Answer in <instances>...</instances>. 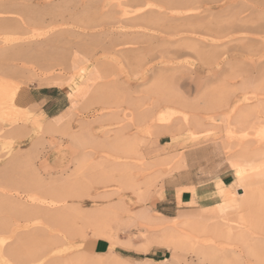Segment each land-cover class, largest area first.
Listing matches in <instances>:
<instances>
[{"label":"rangeland","instance_id":"rangeland-1","mask_svg":"<svg viewBox=\"0 0 264 264\" xmlns=\"http://www.w3.org/2000/svg\"><path fill=\"white\" fill-rule=\"evenodd\" d=\"M180 1L183 0H0L2 12L23 9L26 13L21 16L22 20L29 23H18L17 26L15 20H3L4 24H0L5 29L0 28L4 32L0 31V39H13L11 43L0 42L3 49L0 52H6L0 57V225H3V228L0 226V264H125L113 254L92 255L89 244L98 238L110 242V251L116 246L142 253L156 247L163 249L164 255L160 261L143 260L136 264H161L166 259L167 263L164 264H176L177 257L174 255L181 257L185 254L188 255L185 258L188 264H196L189 252H197L200 248L208 256L204 264H264V165L257 168L241 166L243 160L237 154L239 149L240 154L244 153L245 149L241 148L248 143L250 151L264 145V112L257 113V123L248 121L249 125L240 128L243 129L241 132L231 120L242 107L255 109L259 103L264 106V0H186L187 4L185 0V3ZM172 2L175 7L171 5ZM33 4L36 6H31ZM181 5L184 7L179 9ZM186 7L189 12L185 10ZM205 8L212 9L215 18L220 14L218 20L209 17L211 13ZM155 11L161 18L154 14ZM200 11L204 13L203 16ZM193 12H200L202 17L199 16V20L191 17L186 20L183 16L184 20L180 18V22L179 18L169 16ZM29 14L34 16L30 17ZM149 14L154 15L151 17ZM53 15L55 19L52 21ZM204 15L209 21L202 22ZM154 16L158 19H152ZM24 18L29 19L26 21ZM30 18L39 19V22L35 21L36 26ZM111 18L113 21L109 22ZM150 19L155 22H150ZM159 19L166 25L158 24L161 23V20L156 21ZM168 20H172L171 23L176 20L177 23L173 24L178 27L174 28ZM47 21L49 25H46ZM128 21L136 27L133 28ZM147 21L155 24L146 25L149 24ZM107 22L113 23L111 27L107 26ZM187 23L191 28L198 25L199 31L187 28ZM168 25L172 26V31L173 28L179 29L172 33ZM163 27L164 31H161ZM33 28L45 32L29 45L27 38L31 35L28 29ZM165 29L175 35L167 32L168 39L164 34ZM212 29L216 34L209 32ZM132 33L139 35V38ZM140 34L147 35V40L151 36L158 40L150 39L151 43L144 36V39L141 38ZM45 40L48 42L45 43ZM191 41L195 43L194 46ZM161 43L166 44L158 47ZM156 46L161 49L155 50ZM198 46L203 48L202 52ZM162 47L165 48L162 50ZM189 47L190 51H194L188 52ZM149 48L150 51L147 50ZM175 48L181 50L178 55L174 54L176 58L171 54L178 53ZM151 49L157 51L156 55L163 51L168 54L161 58L156 56L150 65L159 59L155 65L160 64L157 67L162 69L163 75L170 78L176 75L172 77L176 93L168 95L169 102H164L166 104L154 96L143 99V93L152 85L153 78L147 73L142 82L139 68L150 55H155ZM31 50L33 55L30 54ZM26 52H30L33 60ZM209 53H212L211 56ZM84 54L88 57L86 60ZM165 57L171 61H166ZM212 57L215 62L211 61ZM208 58H211V63ZM7 60L13 61V65ZM21 62L26 65L25 69L18 68ZM124 82L133 86L126 90L128 87L123 85ZM44 87H55L62 91L65 109L52 117L44 114L40 106H19L18 97L22 91ZM129 90L133 93L131 98H128ZM127 100L134 101L132 103L137 107L135 111L138 110L137 113L142 116L146 109L149 110L147 114L144 113L143 119L140 118L142 121L146 116L145 123L134 122L133 117L128 120L124 118L126 113H133ZM12 104L17 110L12 108ZM189 118L195 119V122L192 120L190 123ZM195 123L203 124L194 128ZM125 124H130V130ZM83 128L89 132L90 136L87 137H91L86 147H72L74 145L68 141L69 136ZM118 129L121 134L117 132V135L115 132ZM250 129L252 132L256 130L252 134ZM248 132L251 134L246 135ZM224 143L227 147L222 148ZM231 143L234 144L233 150L230 149V145L233 147ZM215 146L219 147L216 149ZM29 155L34 156L33 163L32 160L28 162ZM180 157L184 158L179 160ZM220 174L229 182L233 180L236 183L238 178L245 177L244 194L238 190L237 184H233L221 199L203 204L195 200L194 188L190 187L188 190L193 195V204L184 206L182 209L185 211L172 219L150 216L147 208L154 216L161 212L158 201L164 194H167V198L175 194L178 200V190L186 188L180 187L182 180L190 182L191 179L199 185L198 189L206 190L212 187ZM233 197L238 199V205L224 208L222 221L194 220L185 216L186 212L194 217L209 216L210 211ZM205 206L212 207L203 208ZM259 223L263 225L262 229ZM17 225L19 228L11 234Z\"/></svg>","mask_w":264,"mask_h":264},{"label":"bare ground","instance_id":"bare-ground-1","mask_svg":"<svg viewBox=\"0 0 264 264\" xmlns=\"http://www.w3.org/2000/svg\"><path fill=\"white\" fill-rule=\"evenodd\" d=\"M30 1H32V0H30ZM33 1H34V0H33ZM60 1H61V0H60ZM62 1H65V0H62ZM163 1H164V0H163ZM165 1H166V0H165ZM167 1H168V2H171V0H167ZM176 1H177V0H176ZM183 1H184V0H183ZM183 1H180V2H183ZM187 1H188V0H187ZM189 1H190V0H189ZM189 1H188V2H189ZM45 2H46V1H45ZM173 2H174V1H173ZM173 2H172V3H173ZM185 2H186V0H185ZM185 2H183V3H185ZM190 2H191V1H190ZM193 2H195V0H194ZM56 3H58V2H56ZM63 3H64V2H63ZM172 3H171V5L173 6L174 3H173V4H172ZM175 3L177 4V2H175ZM35 4H39V3H38V2H35ZM64 4H65V3H64ZM64 4H63V5H64ZM178 4H179V3H178ZM186 4H187V2H186ZM188 4H189V3H188ZM194 4H195V3H194ZM184 5H185V4H184ZM196 5H197V3H196ZM31 6H34V4L31 5ZM31 6H29V7H31ZM35 6H36V5H35ZM35 6H34V7H35ZM187 6H188V5H187ZM190 6H192V5L190 4ZM193 6H194V5H193ZM193 6H192V7H193ZM14 7H15V6H14ZM27 7H28V6H27ZM173 7H175V6H173ZM183 7H184V6L181 5V7L179 6L178 8H179V9H180V8L182 9ZM22 8H24V7L22 6ZM53 8H55V7H53ZM176 8H177V7H176ZM176 8H175V9H176ZM8 9H9V8H8ZM14 9H15V8H14ZM16 9H17V8H16ZM18 9H21V8H18ZM25 9H26V8H24V10H25ZM172 9H174V8H172ZM186 9H187V7L185 8V10H186ZM3 10H4V9H3ZM11 10H12V8H11ZM33 10H34V9H33ZM42 10H43V9H42ZM42 10H40V11L43 12ZM167 10H168V9H167ZM169 10H170V9H169ZM176 10H178V9H176ZM4 11H5V10H4ZM26 11H27V10H26ZM28 11H29V9H28ZM40 11H39V12H40ZM45 11H46V9H45ZM52 11H55V10H52ZM52 11H51V12H52ZM56 11H57V10H56ZM149 11H150V10H149ZM152 11H153V10H152ZM178 11H180V10H178ZM187 11H188V9H187ZM190 11H191V8H190ZM205 11H210L211 15L209 14V17L211 16L212 19H213L214 14H213L212 9L205 8ZM48 12H49V11H48ZM150 12H151V11H150ZM173 12H174V11H173ZM188 12H189V11H188ZM194 12H195V11H194ZM194 12H193V13H186V14H181V13H179V14H169V16H170V17H173V18H179V19L181 18V19H183V20H184V18H182L183 16L186 17V20H188V18H190V17H191L192 19H194V18L197 19V18H198V20H199V18H201V17L203 16V14H204V13H202V12L200 11V12L202 13V16H201V15H199L200 12H199V13H194ZM25 13H26V12H25V11L23 12V9H22V11H20V10H18V11H9V12H8V11H5V13L2 12V9H0V20H2L1 22H3V20H4V21H5V20H7V21H8V20H10V21L15 20V21L17 22V24H18V23H24L23 20H22V19H23V18H22V17H23L22 15H24ZM28 13H29V12H28ZM31 13H32V11H31ZM147 13H148V12H147ZM156 13H157V11H155L154 14H156ZM166 13H167V12H166ZM166 13H165V14H166ZM168 13H169V11H168ZM206 13H207V12H206ZM206 13H205V14H206ZM214 13H215V12H214ZM33 14H34V13H33ZM37 14H38V13H37ZM45 14H46V13H45ZM53 14H55V13L53 12ZM154 14H152V15L149 14V15H151V17H152ZM158 14H159V13H158ZM27 15H28V14H27ZM38 15H39V14H38ZM38 15H36V16H38ZM41 15H43V14L41 13ZM46 15H48V13H47ZM46 15H45V16H46ZM55 15H56V14H55ZM55 15H53V17H54ZM57 15H58V14H57ZM60 15H61V14H60ZM162 15H163V14H162ZM215 15H216V14H215ZM17 16H19V17H17ZM21 16H22V17H21ZM25 16H26V15H25ZM29 16H30V14H29ZM31 16H34V15H31ZM31 16H30V17H31ZM36 16H35V17H36ZM43 16H44V15H43ZM43 16H42V17H43ZM49 16H50V15H49ZM51 16H52V13H51ZM58 16H59V15H58ZM61 16H62V15H61ZM112 16H113V15H112ZM144 16H145V15H144ZM144 16H143V18L147 17V19H148V16H145V17H144ZM156 16L159 17L157 14H156ZM156 16H154L152 19H158V18H155ZM199 16H201V17H199ZM219 16H220V14H219ZM219 16L217 15V18H218ZM27 17H28V16H27ZM59 17H60V16H59ZM149 17H150V16H149ZM215 17H216V16H215ZM215 17H214V18H215ZM38 18H39V17H38ZM38 18H36V19H38ZM47 18H48V17H47ZM107 18H108V17H107ZM134 18L138 19L139 17H134ZM159 18H161V16H160ZM163 18H164V17H163ZM163 18H162V20L164 21ZM203 18H204V19H202V22H203V20H206V21L208 20V18L206 19L205 15H204ZM217 18H215V21L218 20ZM28 19H29V18H27V19L24 18V20H26V21H27ZM30 19L32 20V18H30ZM39 19H41V16H40ZM39 19H38V20H34V19H33L32 21H33V22H35V21H36V22H39ZM48 19H49V18H48ZM51 19H52V18H51ZM54 19H55V17L52 19V21H53ZM57 19H58V18H57ZM62 19H63V18H62ZM136 19H135V21H136ZM147 19H144V20L146 21ZM152 19H150V20H151L150 22L154 21V20H152ZM181 19H180V22H181ZM43 20H45V19L43 18ZM49 20H50V19H49ZM59 20H60V19H59ZM110 20H111V21H110ZM110 20H108V21H109V22H112V21H113L112 18H111ZM130 20H132V19H130ZM133 20H134V19H133ZM133 20H132V21H133ZM139 20H140V18H139ZM139 20H137V25L141 28V25H139L140 23L138 24V21H139ZM148 20H149V19H148ZM160 20H161V19L156 20V21L158 22V21H160ZM162 20H161V23L163 22ZM166 20H167V19H166ZM176 20H178V19H176ZM176 20H173L172 23H171L172 20H171V21L168 20V21H170V24H173ZM186 20H185V21H186ZM200 20H201V19H200ZM15 21H14V24L16 23ZM29 21H30V20H29ZM106 21H107V20H106ZM122 21H123V20H122ZM135 21H133V22H135ZM185 21H184V22H185ZM208 21H209V20H208ZM215 21H214V22H215ZM1 22H0V24H4V22H3V23H1ZM36 22H35V25H34V26L37 25ZM41 22H42V20H41ZM41 22H40V23H41ZM55 22H58V20L55 21ZM55 22H54V23H55ZM120 22H121V21H120ZM126 22H127V21H126ZM133 22H131V23L133 24ZM139 22H140V21H139ZM147 22H148V21H147ZM154 22H155V21H154ZM157 22H156V23H157ZM165 22H167V21H165ZM184 22H183V24H184ZM190 22H191V21H189V23H190ZM210 22H211V21H210ZM210 22H209V28H210V24H211ZM232 22H233V21H232ZM241 22H242V21H241ZM11 23H12V22H11ZM25 23H26V22H25ZM25 23H24V24H25ZM30 23H32V22L30 21ZM50 23H51V20H50ZM50 23H49V24H50ZM54 23H53V24H54ZM104 23H106V22H104ZM114 23H115V22H114ZM121 23H122V22H121ZM131 23L128 21V24H131ZM141 23L143 24L144 22L142 21ZM148 23H149V22H148ZM161 23H158V24H160V25H164V24H165V25H166V23H164V24H163V23L161 24ZM167 23H168V22H167ZM175 23H177V22H175ZM175 23H174V24H175ZM185 23H186V22H185ZM189 23H187V24H188V27L185 26V25H183V28H184V27H187V28H189V29H191V30H193V29H195V28L198 29V25L195 26V28L192 27V28H193V29H192L191 27H189ZM192 23L195 24L194 21H193ZM196 23H197V22H196ZM204 23H206V22L204 21ZM217 23H218V22H217ZM14 24H13V26H14ZM26 24L28 25L29 23H26ZM32 24H33V23H32ZM41 24H44V23H41ZM47 24H48V21H47L46 25H47ZM49 24H48V25H49ZM51 24H52V23H51ZM110 24H113V23H108V22H107V26H109ZM125 24H127V23H125ZM132 24H131V25H132ZM145 24H146V25H151V24H155V23H151V24H150V23H149V24L145 23ZM158 24H157V25H158ZM174 24H173V26H174ZM190 24H191V23H190ZM207 24H208V22H207ZM215 24H216V23H215ZM15 25H16V24H15ZM131 25H129V26L131 27ZM177 25H179V24H177ZM202 25H204V24H202ZM216 25H217V24H216ZM218 25H219V24H218ZM227 25H228V24H227ZM231 25H232V23H231ZM6 26H8V25L6 24ZM9 26H10V25H9ZM9 26H8V27H9ZM13 26H12V28H13ZM17 26H19V24H18ZM24 26H25V25H24ZM31 26H33V25H31ZM34 26H33V27H34ZM119 26H121V25H119ZM168 26H169V25H168ZM181 26H182V25H181ZM191 26H192V24H191ZM229 26H230V24H229ZM232 26H233V25H232ZM235 26L237 27V25H235ZM238 26H239V25H238ZM1 27H2V26H1ZM1 27H0V28H1ZM8 27H6V28H8ZM25 27H26V26H25ZM29 27H30V26H29ZM110 27H111V25H110ZM132 27H133V25H132ZM134 27H136V26H134ZM134 27H133V28H134ZM147 27H148V26H147ZM147 27H143V28L146 29ZM150 27H152V26H150ZM169 27H170V26H169ZM171 27H172V26H171ZM171 27L169 28V29H170L169 31L172 32V33H173L174 31H175V33H176V30L179 29V28H177V29L174 30L175 27H178V26H174L173 31H172V28H171ZM179 27H180V26H179ZM199 27H200V25H199ZM227 27H228V26H227ZM227 27H224V28H227ZM9 28H11V27H9ZM137 28H138V27H137ZM148 28H149V27H148ZM153 28H156V27L154 26ZM159 28H160V27H159ZM161 28H162V27H161ZM161 28H160V29H161ZM167 28H168V27H167ZM187 28H184V29L188 30ZM207 28H208V27H207ZM209 28H208V29H209ZM214 28H215V26H214ZM218 28H221V27H218ZM2 29H4V28L2 27ZM104 29H105V28H104ZM149 29L151 30L152 28H149ZM149 29H148V31H149ZM180 29H182V27H181ZM228 29H229V27H228ZM228 29H227V30H228ZM4 30H5V29H4ZM6 30H7V29H6ZM8 30H9V29H8ZM14 30H15V29H13V31H14ZM52 30H53V29H52ZM101 30H102V29H101ZM105 30H106V29H105ZM153 30H154V29H153ZM157 30H158V29H157ZM157 30H156V31H157ZM166 30H168V29H165V33L163 32V33L165 34V37H167V36H166V33H167V32L170 34V32H169V31H166ZM186 30H185V31H186ZM200 30H201V29H200ZM215 30H216V29H215ZM229 30H230V29H229ZM0 31H2V30L0 29ZM28 31H29V32H28ZM28 31H27V32L30 33V35H31V37L28 35V38H27V40H28L27 42H29V45H30V42H33V41H34V43H35V41L38 40V37L41 36V35H43L44 32H45L43 29L40 30V29H35V28L30 29V30L28 29ZM106 31H107V30H106ZM109 31H110V30H109ZM134 31H135V30H134ZM136 31L138 32V30H136ZM161 31H164V27H163V29H162ZM182 31H183V30H182ZM198 31H199V29H198ZM204 31H205V30H204ZM204 31H203V32H204ZM207 31H208V30H207ZM211 31H213V29L210 30L209 32H211ZM216 31H217V30H216ZM7 32H8V31H7ZM107 32H108V31H107ZM139 32H140V30H139ZM153 32H154V31H153ZM158 32H159V31H158ZM2 33H4V32L2 31ZM110 33H111V32H110ZM129 33H130V32H129ZM141 33L144 34L143 32H141ZM145 33H146V32H145ZM154 33H155V32H154ZM161 33H162V32H161ZM168 33H167V35H168ZM172 33H171V34H172ZM175 33L172 34V35H175ZM178 33H179V31H178ZM206 33H207V32H206ZM213 33H214V31H213ZM51 34H52V33H51ZM53 34H54V33H53ZM122 34L124 35V33H122ZM127 34H128V33H127ZM127 34H125V35H127ZM132 34L135 35L136 33H135V34L132 33ZM138 34H139V33H138ZM147 34H148V33H147ZM150 34H151V33H150ZM159 34H160V33H159ZM164 34H161V35L164 36ZM171 34H170V35H171ZM185 34H186V33H185ZM214 34H216V33H214ZM148 35H149V34H148ZM153 35H154V34H153ZM155 35H156V33H155ZM155 35H154V36H155ZM182 35H183V34H182ZM205 35H206V34H205ZM208 35H209V33H208ZM131 36H132V35H131ZM136 36H137V34H136ZM138 36H139V35H138ZM138 36H137V37H138ZM142 36H144V35H142ZM142 36H141V34H140V37H141V38H143ZM157 36H158V35H157ZM159 36H160V35H159ZM185 36H186V38H187V35H185ZM185 36H184V37H185ZM15 37H16V36H15ZM35 37H36V38H35ZM41 37H42V36H41ZM48 37H49V36H48ZM137 37H135V38H137ZM144 37H145V40H147L146 38H147L148 36L145 35ZM151 37H152V36H151ZM151 37H149V38L152 39L153 41H154V39H157V37H156V38H151ZM168 37H169V36H168ZM168 37H167V38H168ZM177 37H178V36H177ZM181 37H183V36H181ZM181 37H180V38H181ZM184 37H183V38H184ZM190 37H191V36H190ZM196 37H197V36H196ZM196 37H195V38H196ZM25 38H26V37H25ZM50 38H51V36H50ZM54 38H55V36H54ZM57 38H58V37H57ZM138 38H139V37H138ZM172 38H173V36L171 37V39H172ZM178 38H179V37H178ZM3 39H4V40H3ZM3 39H0V42H2V43H4V44H6V43H11V41L13 40V39H10V37L3 38ZM17 39H18V38H17ZM47 39H48V38H47ZM143 39H144V38H143ZM150 39H148L147 41L149 42ZM168 39H169V38H168ZM171 39H170V43H171ZM181 39H182V38H181ZM52 40H53V38H52ZM157 40H158V39H157ZM172 40H173V39H172ZM175 40H177V39H174V41H175ZM183 40H184V39H183ZM189 40H190V39H189ZM193 40H194V39H193ZM50 41H51V40H50ZM178 41H179V40H178ZM46 42H48V41L45 40V43H46ZM143 42H144V40H143ZM145 42H146V41H145ZM150 42H151V40H150ZM160 42H161V41H160ZM160 42H158V43H160ZM191 42H192V41H191ZM198 42H199V40H198ZM2 43H1V44H2ZM25 43H26V42H25ZM25 43H24V44H25ZM151 43H152V42H151ZM175 43H176V42H175ZM184 43H186V41H185ZM27 44H28V43H27ZM32 44H33V43H32ZM38 44H39V43H38ZM40 44H42V43H40ZM40 44H39V45H40ZM141 44H142V43H141ZM155 44H156V43H155ZM165 44H166V43H163V44L161 43L160 45L158 44V47H160L161 45L165 46ZM179 44H181V41H180ZM182 44H183V42H182ZM191 44L193 45V44H195V43L192 42ZM39 45H35V46L39 47ZM47 45H48V44H47ZM175 45H176V44H174V46H175ZM187 45H189L188 42H187ZM27 46H28V45H27ZM57 46H59V45H57ZM169 46H171V45H169ZM169 46H167V47H169ZM189 46H190V45H189ZM193 46H194V45H193ZM193 46H191V47L194 48ZM196 46H197V45H196ZM196 46H195V47H196ZM28 47H30V46H28ZM28 47H26V48L28 49ZM37 47H36V48H37ZM53 47H54V46H53ZM156 47H157V46H156ZM156 47H155V48H156ZM158 47H157L155 50L158 51L159 49H161V48L158 49ZM167 47H166V48H167ZM172 47H173V46H172ZM185 47H187L186 44H185ZM185 47H184V45H183V48H184L185 51H186V48H185ZM206 47H207V46H206ZM206 47H205V49H206ZM210 47H211V46H210ZM26 48H25V49H26ZM51 48H52V47H51ZM163 48H165V47H162V50H163ZM176 48L178 49V47H176ZM176 48H175V49H176ZM198 48H199V46H198ZM201 48H202V47H201ZM201 48H199V49H200L201 52H202V51H203V48H202V49H201ZM212 48H213V47H212ZM0 49H1V48H0ZM4 49H5V48H4ZM6 49H7V48H6ZM34 49H35V47H34ZM40 49H41V47H40ZM40 49H38V50H40ZM49 49H50V48H49ZM61 49H62V48H61ZM168 49H170V48H168ZM177 49H176V50H177ZM189 49H190V47L188 48V50H189ZM196 49H197V47H196ZM215 49H216V47H215ZM1 50H3V49H1ZM19 50H20V49H19ZM23 50H24V49H23ZM56 50H57V49H56ZM56 50H54V51H56ZM65 50H66V49H65ZM67 50H68V49H67ZM70 50H71V49H70ZM70 50H69V51H70ZM135 50H137V48H136ZM147 50L150 51V48L147 49ZM170 50H173V49L171 48ZM192 50H193V49H192ZM194 50H195V48H194ZM194 50H193V51H194ZM197 50H198V49H197ZM197 50H195V51H197ZM213 50H214V49H213ZM236 50H237V49H236ZM8 51H9V50H8ZM15 51H16V50H15ZM15 51H14V53H15ZM24 51H25V50H24ZM26 51H27V50H26ZM31 51H32V50H31ZM34 51H35V50H34ZM42 51H43V50H42ZM48 51H49V50H48ZM71 51H72V50H71ZM118 51H119V50H118ZM138 51H139V49H138ZM138 51H137V53H138ZM151 51H154V50L151 49ZM157 51H154L153 53L155 54V52H157ZM173 51H174V50H173ZM177 51H178V50H177ZM193 51H190V50H189L188 52H193ZM226 51H227V50H226ZM3 52H4V51H1V52H0V53H1V54H0V57L2 56V54L4 55V53H6V52H4V53H3ZM45 52L47 53V51H45ZM49 52H50V51H49ZM62 52H63V51H61V53H62ZM66 52H68V51H66ZM81 52H82V51H81ZM121 52H122V54H123V51H120V53H121ZM125 52H126V50H125ZM129 52H132V51L129 50ZM179 52H181L180 49H179L178 53H176V52H173V53H172V52H171V54H173L174 58H176L174 54L178 55ZM198 52H199V51H198ZM210 52H211V51H210ZM14 53H13V54H14ZM24 53H25V52H24ZM29 53H30V52H29ZM29 53H28V54H29ZM36 53H37V52H36ZM43 53H44V52H43ZM51 53H52V52H51ZM63 53H64V52H63ZM82 53H83V52H82ZM86 53H87V52H86ZM89 53H90V52H89ZM127 53H128V51L126 52V54H127ZM137 53H136V54H137ZM139 53H140V52H139ZM166 53H167V51H166V52L163 51V52H159V55H156L157 53H156L155 55H150L149 58H148L147 60L144 59V60L146 61V62L144 61V64H143L141 61H139V60L137 59L140 63H142V65H140V68H139V72H140V75H139V76H141V80H142V82L145 80V76H146L147 73L151 74L152 78L154 79V80H153V79L151 78L152 81H153V82H152V85H151V86H150V87H149V88L143 93L144 96H145V97L143 96L144 98L142 97L143 99H146L148 96H149V97H150V96H154V97H156V100L159 99L160 101L162 100L161 102H163V103L166 102V103H167V102H169L168 95L170 96V93H172V94H175V93H176V91H175V90H176V89H175V82H174V80L172 79V77L175 78L176 75H175V76H172L171 78H170L169 76H167V75H166V76L163 75V74H162V72H163L162 69H160L159 67H157V66H159L160 64L157 65V66L155 65L156 63H158V60H159V59L157 60V62L155 61L156 63H154V65H150V63H151L152 61H154L155 58H157V57L161 58V57H163V55H165ZM204 53H205V56H206V52H204ZM212 53H213V52H212ZM212 53H211V54H212ZM215 53H216V51H215ZM217 53H218V52H217ZM219 53H220V51H219ZM10 54H11V53H10ZM15 54H16V53H15ZM19 54H20V53H19ZM22 54H23V52H22ZM26 54H27V52H26ZM26 54H25V56H26ZM28 54H27V56H28ZM30 54L33 55V51H32V53H30ZM30 54H29L28 57H30ZM38 54H39V53H38ZM47 54L49 55L50 53H47ZM94 54H96V53H94ZM131 54H134V53H131ZM145 54L148 55V53H146V51H145ZM167 54H168V53H167ZM167 54H166V55H167ZM209 54H210V53H209ZM211 54H210V56H211ZM66 55H68V54H66ZM81 55H83V54H81ZM88 55H90V54H88ZM139 55H140V54H139ZM196 55H197V52H196ZM201 55H202V54H201ZM215 55H216V54H215ZM219 55H220V54H218L217 56H219ZM5 56H6V54H5ZM7 56H8V55H7ZM18 56H19V55H18ZM20 56H21V55H20ZM35 56H36V55H35ZM45 56H47V55H45ZM53 56H54V54H53ZM84 56H86V54H84ZM156 56H157V57H156ZM168 56H169V55H168ZM168 56H167V58H169V57L171 58V56H169V57H168ZM193 56H194V55H193ZM207 56H208V54H207ZM217 56H215V57H217ZM40 57H41V54H40L39 58H40ZM42 57H43V56H42ZM62 57H63V56H62ZM75 57H76V56H75ZM79 57H80V56H79ZM140 57H141V56H140ZM147 57H148V56H147ZM197 57H198V55H197ZM199 57H200V56H199ZM202 57H203V55H202ZM213 57H214V54H213ZM213 57H212V58H213ZM13 58H14V55H13ZM22 58H25V57H22ZM22 58H20V59H22ZM33 58H34V57H33ZM33 58L31 59V57H30L31 60H33ZM49 58H50V56H49ZM56 58H57V57H56ZM58 58H59V57H58ZM70 58H71V57H70ZM83 58L85 59V58H88V57L86 56V57H83ZM203 58H204V57H203ZM4 59H5V58H4ZM8 59H9V58H8ZM20 59H19V60H20ZM25 59H26V58H25ZM25 59H24V60H25ZM35 59L37 60V58H35ZM41 59H42V58H41ZM43 59H44V58H43ZM54 59H55V58H54ZM63 59H64V58H63ZM71 59H72V58H71ZM71 59H70V61H71ZM77 59H79V58H76V60H77ZM81 59H82V57H81ZM90 59H91V58H90ZM142 59H143V58H142ZM210 59H211V58H208V60H209L208 62H210ZM222 59L224 60L225 58L222 57ZM222 59H221V61H222ZM5 60H6V59H5ZM15 60H17V61L19 62L18 59H15ZM55 60H56V59H55ZM85 60H86V59H85ZM95 60H96V59H95ZM140 60H141V58H140ZM163 60H164V59H163ZM165 60H166V61L168 60V62L171 61V60L169 61V59H166V57H165ZM165 60H164V61H165ZM201 60H202V58H201ZM214 60H215V58H213L211 61H214ZM8 61H9V60H7V62H8ZM28 61H30V60H28ZM28 61H27V62H28ZM38 61H39V60H38ZM166 61H165V62H166ZM172 61H173V60H172ZM197 61H198V60H197ZM202 61H206V59H205V60H202ZM33 62H34V61H33ZM59 62H60V61H59ZM65 62H66V61H65ZM80 62H81V61H80ZM214 62H215V61H214ZM222 62H223V61H222ZM232 62H233V61H232ZM8 63H11V62H8ZM12 63H13V61H12ZM12 63H11V64H12ZM30 63H31V61H30ZM60 63H61V62H60ZM82 63H83V62H82ZM135 63H138V62H135ZM163 63H164V62H163ZM204 63L206 64V62H204ZM210 63H211V62H210ZM220 63H221V62H220ZM227 63H229V62H227ZM25 64H26V61H25ZM25 64L22 65V62H21L20 66H19L18 68H20V69H25V66H26ZM61 64H62V63H61ZM67 64H68V63H67ZM73 64H74V63H73ZM78 64H79V62H78ZM138 64H139V63H138ZM148 64H149V65H148ZM151 64H152V63H151ZM167 64H168V63H167ZM170 64H171V66H172V63H170ZM12 65H13V64H12ZM14 65H15V63H14ZM58 65H59V64H58ZM147 65H148V66H147ZM161 65H162V67H163V64H162V63H161ZM165 65H166V64H165ZM208 65H209V63H208ZM221 65H222V63H221ZM5 66H6V65H5ZM74 66L76 67L77 64H76V65L74 64ZM191 66H192V65H191ZM1 67H2V66H1ZM11 67H12V66H11ZM70 67H73V66H70ZM160 67H161V66H160ZM162 67H161V68H162ZM243 67H244V66H243ZM8 68L10 69L9 66H8ZM27 68H28V67H27ZM166 68H167V67H166ZM4 69H5V68H4ZM136 69H137V68H135V70H136ZM250 69H251V68H250ZM72 70H73V69H72ZM185 70H186V69H185ZM5 71H7V70H5ZM11 71H12V70H11ZM70 71H71V70H70ZM172 71H173V70H172ZM240 71H241V70H240ZM1 72H3V70H2ZM12 72H13V71H12ZM168 72H169V71H168ZM173 72L175 73V72H177V71H173ZM186 72H188V71L186 70ZM3 73L6 74L7 72H3ZM1 74H2V73H1ZM130 74H131V73H130ZM130 74H129V75H130ZM149 74H148V75H149ZM180 74H181V73H180ZM2 75H3V74H2ZM134 75H135V74H134ZM155 75H156V76H155ZM171 75H173V74H171ZM181 75H182V74H181ZM139 76H138V77H139ZM177 76H179L178 73H177ZM127 77H128V76H127ZM190 79H191V78H190ZM128 80H129V79H128ZM188 80H189V79H188ZM149 81H150V79H149ZM183 81H184V80H183ZM183 81H182V83H183ZM185 81H187V80H185ZM0 82H1V81H0ZM127 82H128V81H127ZM127 82H124V84H123V85H126V87H128L126 90H128V89L130 88V86H133V85H130L129 83H127ZM129 82H130V81H129ZM140 82H141V81H140ZM177 82H181V81L178 80ZM185 83H186V82H185ZM177 84H179V83H177ZM144 85H145V84H144ZM176 86H177V85H176ZM182 86H183V85H182ZM239 86H240V85H239ZM184 87H185V86H184ZM177 88H178V86H177ZM180 88L183 89V87H180ZM178 89H179V88H178ZM262 89H263V88H262ZM262 89H261V90H262ZM0 90H1V89H0ZM129 91H130V90H129ZM240 91H241V90H240ZM246 91H247V90H246ZM253 91H254V90H253ZM139 92H140V91H139ZM127 93H128V92H127ZM127 93H125V94H127ZM131 93H132V92L130 91V95L128 94V96H129L128 98H131V97H130V96H131ZM254 93H256V92H254ZM132 94H133V93H132ZM134 94H135V92H134ZM125 96H126V95H125ZM137 97H138V96H137ZM139 98H140V97H139ZM125 99H126V98H125ZM149 99H150V98H149ZM132 100H133V99H132ZM143 101H144V100H143ZM205 101H206V100H205ZM208 101H209V100H208ZM226 101H227V100H226ZM126 102H127V105L129 106V108H130V107L133 108V110H132L133 113H131V112L126 113V114L124 115V118L128 120V118L133 117V119H134L133 121H134V122H135V120H136V122H137V121H138V122H141V124L143 123V121H144V123H145V120L147 119V117L145 116L144 119H145V118H146V119H145V120H142V121H140V118L143 119L144 113H146V111H147V113H148L149 110H147V109L145 108L146 111H144L143 116H142V114L137 113L138 110L135 111V109H136L137 107H135V104L132 103V102H134V101L131 102V100H127ZM152 103H153V102H152ZM155 103H156V102H155ZM155 103H153V104H155ZM166 103H164V104H166ZM209 103H210V102H209ZM153 104H152V105H153ZM173 104H174V103H173ZM207 104H208V103H207ZM226 104H227V103H226ZM226 104H225V105H226ZM225 105H224V106H225ZM156 106H157V105H156ZM158 106H159V105H158ZM226 106H227V105H226ZM226 106H225V107H226ZM254 106H255V104H254ZM248 107H249V106H247V108H243V107H242V109L239 108L240 110L237 111L238 113L236 114V116H235L234 118L231 119V120H232V123H233L235 126H237V128L239 127V129H237L238 131L240 130L239 132L243 131V129H240V128H242V127H244V126H246V125H247V126L249 125L248 121H250V120H254V121H252V123H253V122H254V123H255V122L257 123V119H256V118H258V117H256V114H257V113H261V111L264 112V106H263V104H261V103H259L257 106H255V109H254L253 107H251V108H253V109H249ZM12 108H13L14 110H17V108H16L15 106H13V104H12ZM139 108H140V107H139ZM149 108H150V107H149ZM150 109H151V108H150ZM188 109H189V108H188ZM190 109H192V108H190ZM193 109H194V108H193ZM197 109H198V108H197ZM217 109H219V108H216L215 110H217ZM155 110H156V109H155ZM185 110L187 111V109H185ZM194 110L196 111V108H195ZM150 111H151V110H150ZM189 111H190V110H189ZM191 111H192V110H191ZM191 111H190V112H191ZM135 112H136V113H135ZM141 112H143V111H141ZM153 112H154V110H153ZM192 112H194V111H192ZM147 113H146V114H147ZM16 114H17V113H16ZM146 114H145V115H146ZM262 114H263V113H262ZM262 114H261V115H262ZM73 115H74V114H73ZM118 116H119V115H118ZM118 116H117V117H118ZM152 116H154V115H152ZM152 116H151V117H152ZM105 117H106V116H105ZM105 117H104V118H105ZM117 117H115L114 121L116 120ZM193 117H195V116H193ZM219 117H220V116H219ZM263 117H264V116H263ZM118 118H120V117H118ZM195 118H197V117H195ZM222 118H223V117H222ZM225 118H226V117H225ZM6 119H7V118H6ZM100 119H101V118H100ZM150 119H151V118H150ZM190 119H191V118H189V122H190V123H191L192 120H193V121L195 120V119H191V120H190ZM197 119H198V118H197ZM209 119H210V118H209ZM217 119H218V118H217ZM217 119H215V120H217ZM255 119H256V121H255ZM118 120H119V119H118ZM120 120H122V119H120ZM176 120H177V119H176ZM178 120H179V119H178ZM226 120H227V119H226ZM258 120H259V119H258ZM123 121H124V120H123ZM173 121H174V120H173ZM173 121H172V122H173ZM196 121H197V120H196ZM219 121H220V120H219ZM219 121H218V122H219ZM221 121H222V120H221ZM260 121H261V119H260ZM91 122H92V121H91ZM119 122H121V121H119ZM127 122H128V121H127ZM177 122H178V121H177ZM194 122H195V121H194ZM194 122H193V123H194ZM130 123H131V122H130ZM180 123H181V122H180ZM232 123H231V124H232ZM254 123H253V124H254ZM256 123H255V124H256ZM258 123H260V122H258ZM173 124H174V123H173ZM187 124H189V123H187ZM195 124H196V123H195ZM201 124H203V123H201ZM201 124H196L194 128H198V127H200ZM229 124H230V123H229ZM231 124H230V125H231ZM125 125H127V126H128V129H129V127H130L129 125H130V124H129V125H128V124H125ZM167 125H168V124H167ZM234 125H233V126H234ZM15 126H16V125H15ZM171 126H172V124H171ZM171 126L169 125L168 127L171 128ZM231 126H232V125H231ZM247 126H246V127H247ZM121 127H122L123 129L125 128V126H121ZM155 127H156V126H155ZM176 127H178V126H176ZM188 127H189V126H188ZM202 127L205 129L204 126H202ZM202 127H201V128H202ZM212 127H213V126H212ZM122 128H119V129H122ZM166 128H167V127H166ZM169 128H167V129H169ZM191 128H192V126H191ZM201 128H200V129H201ZM255 128H256V127H255ZM119 129L115 132L117 135H118V133L120 132ZM128 129H127V130H128ZM157 129H158V128H156V130H157ZM171 129H172V128H171ZM200 129H198V130H200ZM218 129H220V128H218ZM127 130H126V128H125V131H127ZM129 130H130V129H129ZM154 130H155V129H154ZM156 130H155V132H156ZM164 130H165V127H164ZM232 130H234V128H232ZM255 130H256V129H255ZM255 130H254V131H255ZM125 131H124V132H125ZM234 131H235V130H234ZM247 131H249V129H248ZM254 131L252 132L251 129H250V132H252V134L254 133ZM117 132H118V133H117ZM122 132H123V131H122ZM198 132H199V131H198ZM245 132H246V131H245ZM250 132L246 133V135H247V134H251ZM120 134H121V132H120ZM120 134H119V135H120ZM153 134H154V132H153ZM88 135H89L88 130L85 129V128H83V129L80 130L79 133L72 134L71 136H69V140H68V141H70V144H73V145H74V146H72V147H77V148L82 149L83 147H86V145H87L89 139L91 138V137L88 138V137H87ZM150 135H151V133H150ZM170 135H171V134H170ZM89 136H90V135H89ZM114 136H116V135H114ZM120 136H121V135H120ZM122 136H123V135H122ZM122 136H121V137H122ZM135 136H137V135H135ZM116 137H118V136H116ZM116 137H115V139H116ZM128 137H129V136H128ZM150 137H151V136H150ZM139 138H140V137H139ZM138 140H139V139H138ZM140 140H141V139H140ZM228 142H229V141H228ZM249 142H250V141H249ZM246 143H248V142L246 141ZM231 144H232V143H231ZM217 145H218V144H217ZM232 145H233V147L230 145V149H231V148H234V144H232ZM236 145H237V144H236ZM228 146H229V145H228ZM215 147H216V149H217V147H219V146H215ZM215 147H214V148H215ZM225 147H227V146H226V144L224 143V145L222 146V148H225ZM242 147H243V145H242ZM35 149H37V148H35ZM242 149H245V152H244V153L240 154V153H239V152H240V149H239V152L237 153V154H239L238 156H240V157L242 158V160H243L241 166H247V168H249V167H255V168H257V167H259V166L264 165V145H263L262 147H259V148L255 149L254 151H250V147H249V143H248V144H246V145L244 146V148H241V150H242ZM231 150H233V149H231ZM32 151H35V150H32ZM37 151H38V150H37ZM38 152H39V151H38ZM242 152H243V151H242ZM29 153H30V152H29ZM141 153H142V152H141ZM35 154H36V152H34V155H35ZM182 155H183V154H182ZM38 156H39V154H38ZM33 157H34V156H33ZM33 157H32V155H31V156L29 155V157H28V158H29V160H28L29 163H30V160H32ZM28 158H27V159H28ZM183 158H184V157H183ZM183 158L180 157V158H178V159H179V160H182ZM17 159H18V158H17ZM33 159H34V158H33ZM74 160H75V159H74ZM25 161H27V160H25ZM156 161H157V160H156ZM153 162H154V161H153ZM181 162H182V161H181ZM184 162H185V161H184ZM32 163H33V160H32ZM32 163H31V164H32ZM154 163H155V162H154ZM167 163H168V162H167ZM24 164H25V163H24ZM150 164H152V163H150ZM167 166H168V165H167ZM76 169H77V168H76ZM1 177H2V176H1ZM64 178H65V177H64ZM244 181H245V177H240V178L237 179V187H238V190H239L240 192H243V191H244V189H243L244 184H245ZM235 191H236V190H235ZM233 192H234V191H233ZM20 194H21V193H20ZM241 194H242V193H241ZM243 194H244V192H243ZM240 196H241V195L239 194V197H240ZM15 197H16V196H15ZM18 197H19V196H18ZM240 198H241V197H240ZM237 200H238V199H237ZM237 200L233 197L232 200L223 201V202H222V203H221L216 209H214L212 212H211V211L209 212V216H210V217H209V216H204V217H196V216H195V217H194V216H192V215H191L190 213H188V212L185 213V216H186L187 218H189V219L191 218V219H194V220L201 219V220H206V221L208 220V221H209V220H211V219H217V220L222 221L223 219H221V215H222V213H223V212H222L223 209L226 208L227 206H237V205H238V201H237ZM218 211H219V212H218ZM200 213H201V212H200ZM207 214H208V213H207ZM263 215H264V214H263ZM261 220H262V219H260V221H261ZM260 221H259V222H260ZM13 222H14V221H13ZM15 222H16V221H15ZM263 222H264V220H263ZM261 223H262V221H261ZM261 223H259V225H260ZM15 224H16V223H15ZM219 224H221L220 226H223L222 223H219ZM1 225H2V224H1ZM1 225H0V226H1ZM18 225H19V224H18ZM18 225H17V227L14 228V230H11V234H12V232L15 231V229L19 228ZM259 225H258V226H259ZM261 225H262V224H261ZM263 225H264V224H263ZM263 225L260 226V229L263 228ZM2 226H3V225H2ZM2 226H1V228H3ZM203 226H205V225H203ZM258 226H256V227H258ZM1 228H0V229H1ZM233 229H234V228H233ZM237 229H238V228H237ZM237 229H236V230H237ZM241 229H242V228H241ZM237 232H239V230H238ZM234 233H235V232H234ZM201 234H202V233H201ZM238 234H239V233H238ZM241 234H242V233H241ZM241 234H240V235H241ZM245 234H246V233H245ZM243 235H244V234H243ZM243 235H242V236H243ZM232 237H233V236H232ZM235 237H236V236H235ZM235 237H234V238H235ZM249 237H250V236H249ZM238 238H239V237H238ZM244 238H246V235H245ZM246 239H247V238H246ZM252 239H253V238H252ZM235 240H236V239H235ZM243 240H244V239H243ZM261 240H262V239H261ZM247 241H248V240H247ZM247 241H246V242H247ZM251 241H252V240H251ZM255 241H256V238H255ZM263 241H264V240H263ZM248 242L250 243V241H248ZM258 242H259V240H258V238H257V243H258ZM254 243H255V242H254ZM238 244H239V242H238ZM258 244H259V243H258ZM260 244H263V243L260 241ZM250 245H251V244H249V246H250ZM253 245H254V244H253ZM175 246H176V245H175ZM241 246H242V245H241ZM180 247H181V246H180ZM180 247H179V249H181ZM207 247H208V246H207ZM253 247H254V246H253ZM258 247H259V246H258ZM243 248H244V247H243ZM172 249H175V248L173 247ZM190 249H191V248H190ZM228 249H229V248H228ZM248 249H249V248H247L246 250L249 251ZM256 249H258V248H256ZM200 250H201V251H200ZM172 251L174 252V250H172ZM184 251H185V250H184ZM263 251H264V249L262 250V253H263ZM182 252H183V251H182ZM185 253H186V252H185ZM189 253H192V255H193L192 257L195 258L194 260H196V262H197L196 264H204V262L208 259V256L205 255V253H204V251L202 250V248H200L197 252H194V251H193V252H189ZM227 253H228V252H227ZM244 253H245V252H244ZM259 253H261V252H259ZM174 254H175V252H174ZM248 254H251V252L248 253ZM254 254H255V253H254ZM171 255H172V254H171ZM178 255H179V254H178ZM252 255H253V253H252ZM252 255H250V256H252ZM174 256L177 257V258H175V260H176V261H175L176 264H188V263L186 262V259H185L186 256H188V255H186V254H185V255H181V257H180V256H177V255H174ZM231 256H232V255H231ZM172 257H173V256H172ZM190 257H191V256H190ZM192 257H191V258H192ZM243 257H244V256H243ZM253 257H255V255H253ZM191 258H190L189 261H191ZM214 258H216V257H214ZM245 258H246V257H245ZM40 259H42V258L40 257ZM212 260H216V259H212ZM34 261H35V260H34ZM36 261H37V259H36ZM187 261H188V260H187ZM189 261H188V262H189ZM216 262H217V261H216ZM216 262H215V263H216ZM35 263H36V262H35ZM164 263H167V259L161 261V264H164ZM192 263H193V261H192ZM190 264H191V263H190ZM194 264H195V263H194Z\"/></svg>","mask_w":264,"mask_h":264},{"label":"crops","instance_id":"crops-1","mask_svg":"<svg viewBox=\"0 0 264 264\" xmlns=\"http://www.w3.org/2000/svg\"><path fill=\"white\" fill-rule=\"evenodd\" d=\"M18 100L19 106L23 108L40 106L44 114H50L52 117L56 116L60 111L65 109V105L63 104L65 99L62 96V91L55 87L24 90L19 94ZM182 181L188 180L184 179ZM182 181L180 183V187L186 188L178 190V200L176 199L175 194L172 198L169 195L167 198V194H164L163 198L158 201V205L161 207V212L158 216L152 215L151 211L147 208L152 218L162 217L172 219L179 213L185 211L186 209H182L184 206H191L193 204V195L191 191L188 190L190 187L194 188L195 200L199 203L205 204L212 202L215 199H221L224 192L230 191L232 185L235 184L236 186L237 184L236 181L233 182V180L229 182V180L221 174L214 180L212 187L206 190L198 189L199 185L191 179L190 182ZM207 207L212 206H205L203 208ZM89 249L92 255L113 254L117 259L125 264H136L137 262L143 260L160 261L164 255L162 254L163 249L159 247H156L154 250L151 249L147 253H142L134 249H125L121 246H116L112 251H110V242L104 238H98L91 241ZM148 254H151V256H146Z\"/></svg>","mask_w":264,"mask_h":264}]
</instances>
